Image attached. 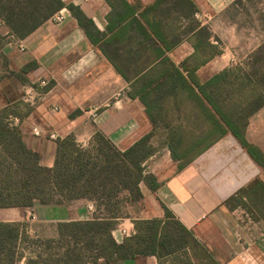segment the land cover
Segmentation results:
<instances>
[{
    "label": "crops",
    "instance_id": "1",
    "mask_svg": "<svg viewBox=\"0 0 264 264\" xmlns=\"http://www.w3.org/2000/svg\"><path fill=\"white\" fill-rule=\"evenodd\" d=\"M39 1H0V58L7 70L23 69L28 63L36 62L37 68L28 74L31 79L47 83L45 87H38L42 97L34 105H28L30 112L25 114L24 109L21 113L24 116L14 121L22 129L27 146L40 154L41 163L52 167L56 141L70 135L77 143L85 145L96 133H101L117 149L125 151L149 133L166 132L160 125L153 126L135 93L141 81H145V73L156 64L152 63V51L161 45L134 37L139 35L137 26L147 28V22L154 18L165 24L173 21L176 26L181 8H173L175 0H61L63 7L59 11L26 38L17 39L6 24L5 15L12 14L14 20L39 19L46 11H38ZM233 1L188 0L186 9L191 10V19L197 22L202 15L204 25L224 9L227 2ZM5 5L13 9L5 10ZM70 5L93 22L98 33L94 35V42L69 9ZM177 25L179 30L171 34L183 32L192 22L186 19ZM148 32L151 34L149 29ZM191 36L192 33L186 34V38L166 54L174 63L179 64L194 53L189 41ZM130 37L134 38L131 42ZM137 52L142 53L140 58L136 57ZM28 84V80L17 76L1 79L0 110L19 100L30 87ZM175 114L170 111L169 120ZM34 128L40 129L43 135L35 137ZM48 133L56 134L57 140H51ZM156 135L151 138V144ZM245 137L264 157V107L250 118ZM165 138L163 136L152 145L162 146L166 152L164 157L172 160ZM50 141L52 146L48 144ZM50 146L52 160L45 164L43 159ZM156 154L146 164L161 187L152 191L141 184L144 199L136 217L161 219L163 207H166L209 254L211 262L199 260L193 261L194 264H264V219H244L247 215L243 216V206L230 209L225 205L227 199L254 180L264 182V166L257 163L231 133L216 141L184 169H177L169 176L156 167L161 164L159 159L154 160ZM94 212V205L87 200L63 205L37 202L31 208L0 210V221L58 224L88 221L94 218ZM123 221L120 227L123 226L128 235L115 230L113 236L117 242L135 233L134 223L130 219ZM16 264H25V261ZM96 264H159V260L155 256H137L119 261L101 259Z\"/></svg>",
    "mask_w": 264,
    "mask_h": 264
},
{
    "label": "trees",
    "instance_id": "2",
    "mask_svg": "<svg viewBox=\"0 0 264 264\" xmlns=\"http://www.w3.org/2000/svg\"><path fill=\"white\" fill-rule=\"evenodd\" d=\"M187 2L173 1L174 9L181 8L176 26L173 21L165 24L157 18L147 22L151 34L147 28L137 26L139 35L135 39L152 40L161 47L152 51V63L156 64L145 73V81L135 89L136 96L144 104L153 126L163 124L168 131V149L179 171L229 133L264 166L262 153L245 137L250 118L264 107V43L250 57L248 70L226 68L202 81L199 71L220 53L211 41L213 35L209 27L191 19ZM62 7L61 0H49L47 12V0H40L38 11L46 10L41 18L14 20L8 13L5 22L17 39H24ZM3 8L10 11L13 6ZM69 9L94 42V35L98 33L93 22L72 5ZM186 19L191 20L192 25L183 32L171 34L178 31L177 24ZM134 24L137 25L136 21ZM189 33H192L189 41L194 53L176 64L166 54ZM134 38L130 37L129 42ZM141 56L142 53L137 52L136 57ZM37 66L36 62H30L21 72L28 74ZM144 70L147 68L138 72V76ZM22 74L17 77L24 81ZM19 107L20 104H16L0 110V210L31 208L37 202L63 205L87 200L93 203L95 216L88 221L58 223V237L42 241L30 237L25 222L0 221V264H15L23 258L26 264H96L101 259L119 261L137 256H155L161 264L164 259L179 254L185 257L184 264L199 260L211 262L203 245L166 207L161 219L134 220L135 233L122 242H117L113 236L124 218L125 206L144 199L141 184L152 191L161 187L146 165L157 153L151 144L154 132L125 151L117 149L101 133L93 136L97 145L89 149L82 148L70 135L56 141L55 160L53 166L48 167L41 163L40 154L27 146L22 129L13 121L24 116ZM170 111L176 113L178 127L169 123ZM28 112L30 107L26 106L25 114ZM187 120L198 125L200 131L185 133L181 124H186ZM244 199L264 206V182L254 180L227 199L225 205L230 209L246 206ZM25 243L38 245L39 249L33 251L35 255L25 256L21 252Z\"/></svg>",
    "mask_w": 264,
    "mask_h": 264
},
{
    "label": "rangeland",
    "instance_id": "3",
    "mask_svg": "<svg viewBox=\"0 0 264 264\" xmlns=\"http://www.w3.org/2000/svg\"><path fill=\"white\" fill-rule=\"evenodd\" d=\"M199 21L201 24H203L205 22V18L203 19V16L201 15ZM204 25L208 26L211 30L213 35L211 41L217 47L220 55L214 58L211 62H209L208 65L200 70L199 75L201 80L206 81V79L210 78L215 73H218L226 68L234 69L240 67L246 71L249 69L248 63H250V57L258 49V47L264 43V0H234L231 4L227 2V6L219 13H215L214 17ZM1 62H3L2 58H0V65ZM21 71L22 68L7 70L4 68L2 63L0 66V80L6 77L18 76L19 74H22ZM22 75L23 79L26 81L28 80V85L38 87L39 80L31 79L29 74ZM27 88H29V86ZM24 98L25 93L19 100L10 105V107L20 104L18 109L21 111L20 113H23V110H26V106L30 105L24 101ZM169 123L174 127H178L179 125L176 124L175 116L170 118ZM187 123L190 126L187 125ZM187 123L181 124L182 130L185 133H188L189 131L196 134L200 131L199 126L194 123L192 124L191 120H187ZM160 127H164V125L160 124ZM153 134L154 136L156 135L155 132ZM163 136H166L165 139L167 140H165V142L167 141L166 144H169L168 131L159 133L157 132L156 137L152 140V144H157L158 139H161ZM186 141L187 140H183L184 143ZM48 144L52 146L53 143L50 141ZM160 144L162 145V142H160L159 145ZM96 145L97 141L92 138L91 141L85 145H81V147L84 149H89L90 147H95ZM51 146L50 151L47 149L46 157L43 159L45 164H49V162L52 160L51 154L53 155V153H51ZM155 148L159 153L156 154L157 158L154 160L159 159L158 161H161V164H157L156 167L158 169L161 168V170L163 169L162 173L164 171L165 176L172 175L177 171L178 164L173 160H170L168 157H164L166 152L162 146ZM245 203L246 206H243L245 212L243 216L245 217L247 215V217L244 219H264V206L262 203H251L249 201H245ZM139 204L140 203H134L125 206L123 211L124 218L119 221L117 226L118 230L125 229L123 226H121L123 228L120 227L121 222H124L123 220L130 219L133 222L134 220L140 219L139 217H136V215H138L139 209L141 208V205ZM24 222L27 223L28 233L34 240L39 239L42 241L47 239H55L58 237L57 224L43 225L32 223L31 221ZM36 248L39 249L38 245L25 243L21 248V252L24 253L25 256L35 255L33 251H36ZM198 253H200V251ZM201 258H203V256H201ZM183 259H185V257L179 254L175 257L173 256L168 259H164L161 264H184L182 262ZM21 261L26 260L23 258Z\"/></svg>",
    "mask_w": 264,
    "mask_h": 264
},
{
    "label": "built area",
    "instance_id": "4",
    "mask_svg": "<svg viewBox=\"0 0 264 264\" xmlns=\"http://www.w3.org/2000/svg\"><path fill=\"white\" fill-rule=\"evenodd\" d=\"M58 19H61V17H59ZM45 86H47L46 82L44 81L39 82L38 87H45ZM38 87L30 86L29 88L25 89L24 101L30 104V106L34 105L37 102V100L42 97V92L38 90ZM13 121H15V118L13 119ZM32 132L35 137H41L43 135V132L38 128H34ZM48 137L51 140H57V136L54 133H48ZM121 232L126 236L128 235V232L125 229L121 230Z\"/></svg>",
    "mask_w": 264,
    "mask_h": 264
}]
</instances>
